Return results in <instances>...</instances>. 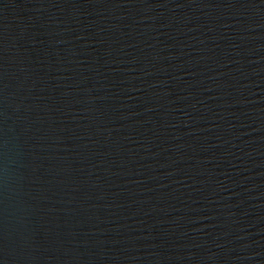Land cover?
Here are the masks:
<instances>
[{"label":"water","instance_id":"obj_1","mask_svg":"<svg viewBox=\"0 0 264 264\" xmlns=\"http://www.w3.org/2000/svg\"><path fill=\"white\" fill-rule=\"evenodd\" d=\"M0 264H264V0H0Z\"/></svg>","mask_w":264,"mask_h":264}]
</instances>
